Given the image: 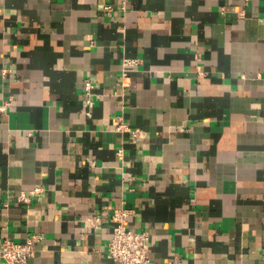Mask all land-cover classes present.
<instances>
[{
    "label": "crops",
    "instance_id": "obj_1",
    "mask_svg": "<svg viewBox=\"0 0 264 264\" xmlns=\"http://www.w3.org/2000/svg\"><path fill=\"white\" fill-rule=\"evenodd\" d=\"M3 104L0 249L126 264L127 206L161 264H264V0H0Z\"/></svg>",
    "mask_w": 264,
    "mask_h": 264
},
{
    "label": "built area",
    "instance_id": "obj_2",
    "mask_svg": "<svg viewBox=\"0 0 264 264\" xmlns=\"http://www.w3.org/2000/svg\"><path fill=\"white\" fill-rule=\"evenodd\" d=\"M136 63V58H126V66ZM94 86L92 79H86L85 88L87 92ZM1 110L5 111L7 105H1ZM119 127H122L120 125ZM139 129H134L136 135ZM122 152V149H119ZM32 191H22L18 196L19 201H28ZM132 209L127 206L117 208L112 214L115 222L113 234L108 242V250L111 257L126 264H161L152 259L150 255V232L140 231L130 227L128 216ZM100 219V217H96ZM42 239L39 232L29 234L25 240L17 241L10 237H4L1 242L0 255L10 263L27 264L29 259L36 253V243ZM164 264H182L180 259H168Z\"/></svg>",
    "mask_w": 264,
    "mask_h": 264
}]
</instances>
